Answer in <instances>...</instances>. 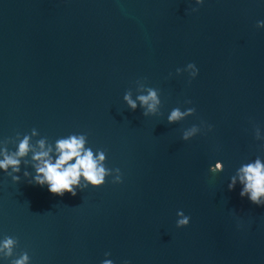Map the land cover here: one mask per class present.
Wrapping results in <instances>:
<instances>
[{"label": "water", "instance_id": "water-1", "mask_svg": "<svg viewBox=\"0 0 264 264\" xmlns=\"http://www.w3.org/2000/svg\"><path fill=\"white\" fill-rule=\"evenodd\" d=\"M193 4L0 0V139L84 132L122 173L61 196L0 172V233L30 264H99L105 251L116 264H264V205L227 188L258 154L253 124L264 130V2ZM189 61L191 79L175 72ZM138 78L159 89L161 115L122 100ZM186 99L196 112L168 123ZM200 120L213 129L182 140ZM216 158L223 171L211 173ZM178 208L187 226H175Z\"/></svg>", "mask_w": 264, "mask_h": 264}, {"label": "clouds", "instance_id": "clouds-1", "mask_svg": "<svg viewBox=\"0 0 264 264\" xmlns=\"http://www.w3.org/2000/svg\"><path fill=\"white\" fill-rule=\"evenodd\" d=\"M264 2V0H261ZM205 0H194L191 11L204 4ZM257 29L264 28V19L255 21ZM177 74L187 73L189 79L197 76V65L189 61L183 67L175 69ZM171 75V74H170ZM122 100L128 109L142 110L143 116L161 115V98L159 89L148 86L143 79L135 81V95L132 89L124 91ZM183 107H171L165 119L168 123H175L185 117L193 115L196 108L190 99H186ZM254 139L260 143L257 145L258 154L246 160H242L228 177L227 188L233 189L239 185V196L246 197L256 205H264V130L258 124H253ZM213 124L200 120L192 123L180 131L182 140H189L197 133L211 131ZM38 137V138H37ZM12 145V147H9ZM106 150L93 148L87 139V133L70 132L49 140L41 136L33 127L29 131L16 132L12 137L0 139V172H4L13 182H18L23 177L28 184H35L47 188L50 193L63 195L68 192L76 195L78 190L88 187H98L105 182L106 177H111V182H122V173L119 167L106 166ZM23 165V168L21 167ZM223 162L216 158L207 165L211 173L223 171ZM175 226L177 228L187 226L190 215L183 209H176ZM237 223V227H239ZM18 244L17 237L0 233V264H30L31 257L26 250L15 251ZM104 258L99 264H116L111 258V253L105 251ZM120 264H131L127 258L122 259Z\"/></svg>", "mask_w": 264, "mask_h": 264}]
</instances>
